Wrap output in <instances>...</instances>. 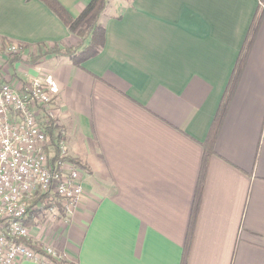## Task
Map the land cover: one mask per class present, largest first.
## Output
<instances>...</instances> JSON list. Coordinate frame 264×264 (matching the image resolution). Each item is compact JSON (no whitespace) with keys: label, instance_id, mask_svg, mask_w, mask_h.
I'll return each mask as SVG.
<instances>
[{"label":"crops","instance_id":"0c3cea01","mask_svg":"<svg viewBox=\"0 0 264 264\" xmlns=\"http://www.w3.org/2000/svg\"><path fill=\"white\" fill-rule=\"evenodd\" d=\"M57 1L78 18L92 0ZM256 17L188 264H264V0H107L105 46L80 67L29 56L84 48L90 37L71 34L39 0H0V50L26 47L8 73L19 90L57 85L54 137L61 157L80 163L84 196L66 230L61 221L36 232L66 254L58 264H181L202 145Z\"/></svg>","mask_w":264,"mask_h":264},{"label":"built area","instance_id":"2783aa9c","mask_svg":"<svg viewBox=\"0 0 264 264\" xmlns=\"http://www.w3.org/2000/svg\"><path fill=\"white\" fill-rule=\"evenodd\" d=\"M25 53L12 43L0 50V264H57L67 261L66 254L34 236L33 228L70 222L84 196L83 177L64 157L50 154L47 128L55 117L57 85L39 79L19 90L8 73L10 58ZM29 219L37 225L30 228Z\"/></svg>","mask_w":264,"mask_h":264},{"label":"trees","instance_id":"16d2710c","mask_svg":"<svg viewBox=\"0 0 264 264\" xmlns=\"http://www.w3.org/2000/svg\"><path fill=\"white\" fill-rule=\"evenodd\" d=\"M26 1L29 2L32 0H26ZM39 1H41L49 8V10L67 27V29L71 34L79 37L82 41H85L90 37L91 42L87 47L84 48H82V46L80 45L77 48H67L65 50H61L59 48H51V49L45 48V49H40L38 52L35 53L31 52L29 56L31 63L37 64L41 59L45 58L48 55H64L66 57H69L75 66L80 67L86 61L93 59L100 54V52L105 46V39H106L105 27L100 23V17L106 9L107 0H92L86 6V8L83 10V12L78 18H73L69 14V12L57 0H39ZM259 23H260V19L256 17L255 20L253 21V24L247 36V40L245 42L244 48L237 61V65L235 67L234 73L227 87V90L221 101L219 110L214 118L209 137L207 138L206 142L202 145L204 147V155H203L202 165L197 183V189H196L194 204L191 212L181 264H188L189 262V257L194 240L195 226L197 224V219L201 207V198L208 172L209 160L211 155L214 153V145L216 139L218 137L219 131L222 127V124L230 108L239 79L244 70L249 51L255 40L259 28ZM22 48L25 50L26 47H22ZM19 59L20 58H14L11 59L10 61L13 64L14 62L19 61ZM55 123H56L55 121L50 123V126L47 128V134L49 138L53 140V142L55 141L54 150L56 156L54 160H57L60 157L59 146L63 141V137L61 135L54 137V131L58 128V126H56ZM64 160L73 163L74 165L77 166L80 165L79 161L74 160L72 158H64ZM40 201L45 204H49L50 202L49 200L46 199V197H42ZM27 225L30 228H33L36 226V223L29 219ZM33 249L37 252H40L39 247H33Z\"/></svg>","mask_w":264,"mask_h":264},{"label":"rangeland","instance_id":"374dc122","mask_svg":"<svg viewBox=\"0 0 264 264\" xmlns=\"http://www.w3.org/2000/svg\"><path fill=\"white\" fill-rule=\"evenodd\" d=\"M63 217H64V216H63ZM63 217H61V219H63ZM63 226H64L63 229L66 230V226H67V225H63ZM33 230H34V231L32 232V234H33L34 236H39V237H41V234H42L43 231L40 232V233H37V234H36L37 229H36V228H33ZM53 240H54V239H49V241H53ZM46 242H48V240H47Z\"/></svg>","mask_w":264,"mask_h":264}]
</instances>
